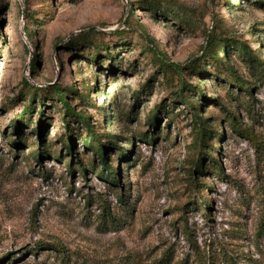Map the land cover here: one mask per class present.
Wrapping results in <instances>:
<instances>
[{"label":"rangeland","instance_id":"obj_1","mask_svg":"<svg viewBox=\"0 0 264 264\" xmlns=\"http://www.w3.org/2000/svg\"><path fill=\"white\" fill-rule=\"evenodd\" d=\"M253 58L264 0H0V264H264Z\"/></svg>","mask_w":264,"mask_h":264},{"label":"trees","instance_id":"obj_2","mask_svg":"<svg viewBox=\"0 0 264 264\" xmlns=\"http://www.w3.org/2000/svg\"><path fill=\"white\" fill-rule=\"evenodd\" d=\"M28 18H29V15L27 14L25 16V19H28ZM212 41H209V43L213 44ZM214 45H215V43H214ZM208 54H209V57L213 58V60H215L216 62H219L220 64L222 63L220 57L218 56L219 54L217 56H215V54H213L212 51H210V49L208 50ZM247 55H250V54L248 53ZM252 60H253L252 61L253 63L256 62L257 65L264 66V61H260L259 59H255V58H253ZM256 64H253V65H256ZM170 67H173L174 71L180 75V73L182 71V68L180 66L172 64V65H170ZM227 72H229L232 75V73L229 69H227ZM240 86H243V88H245L243 83H240ZM187 87H188V84H186V82L183 81L182 85H181L180 93H184L185 90L187 89ZM246 90H248L250 95L253 96L250 89H246ZM56 94L58 95V97L61 99L62 102L66 103L65 97L62 93H60V91L57 90ZM203 97L206 101L209 100L205 96H203ZM193 108L197 109L194 106H193ZM28 109L31 110V107L29 106ZM67 109L70 113L73 114V111H71V109H69V108H67ZM155 114H156V112H153L151 119H150V123H153L155 121ZM195 119H196L195 124L197 125L196 129H197V134H198L197 150L202 152L203 147L205 148L207 146L208 142L214 140L215 135H211V134H213V132L212 131L209 132L207 125H205V123L203 121L204 119L200 115L196 114ZM235 128L238 130V132L240 134H243V135L249 137V134L247 132L242 131L238 126H235ZM90 133L91 134L89 135V139L91 138L90 140H92V142L90 143V146H91V148H93L98 159L102 160V163H103L104 169H105L104 174L110 178L111 182L113 181L112 182L113 184H118V178H119L118 172H117V170L110 167L109 163H108V159H107L108 150L105 149L104 145L102 144V142L100 141V139L97 136H95L92 132H90ZM143 139L148 141L146 135H144ZM87 141H88V138H86L85 142H87ZM87 146H89V145H87ZM209 148H212V147H209ZM196 167H198V170H199L202 168V164L198 161V162H196ZM260 232L264 234V219H263V222L261 223V226H260ZM47 246H49V247H51L57 251H60V252L64 251V249L58 245H47ZM223 261L226 264H239L235 259H233L232 257H228L227 255L223 259ZM170 263H171V258L167 254H165V255H163V258L161 260L157 261L155 264H170ZM200 264H211V263H210V261L208 262L207 260L200 259Z\"/></svg>","mask_w":264,"mask_h":264}]
</instances>
